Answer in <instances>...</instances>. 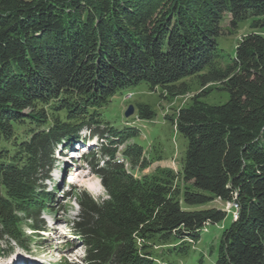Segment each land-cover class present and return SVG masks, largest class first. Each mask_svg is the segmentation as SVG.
Masks as SVG:
<instances>
[{"label":"trees","instance_id":"16d2710c","mask_svg":"<svg viewBox=\"0 0 264 264\" xmlns=\"http://www.w3.org/2000/svg\"><path fill=\"white\" fill-rule=\"evenodd\" d=\"M247 20L264 28V0H0V243L25 247L24 223L44 229L53 155L82 129L112 145L138 137L99 130L118 92L145 84L180 98L193 81L201 91L166 117L186 143L178 174L135 177L104 146L101 161L86 158L109 199L78 203L84 264H170L159 249L186 251L225 220L215 202L236 212L215 264H264V36H241L232 57L219 48ZM216 84L219 105L203 90ZM136 113L152 118L146 105ZM122 153L132 170L150 163L136 143Z\"/></svg>","mask_w":264,"mask_h":264},{"label":"rangeland","instance_id":"374dc122","mask_svg":"<svg viewBox=\"0 0 264 264\" xmlns=\"http://www.w3.org/2000/svg\"><path fill=\"white\" fill-rule=\"evenodd\" d=\"M229 21L230 17L226 16L223 23L225 28L229 25ZM250 23L251 20L241 22L234 34L219 38V48L226 57H232L235 45L241 36L251 32H258L264 36V28L253 31L250 29ZM189 82L191 86L188 94L171 99L164 96L160 97L159 90L150 91L145 84H140L118 92L100 110L102 119L100 131L108 127H112L116 131L136 130L139 135L133 141L129 140L125 144L112 145L106 140L101 145L99 138H92V142L86 148L79 150L80 159H75L74 154L57 149L53 155L51 179L46 182L47 191L52 190L54 198L52 203L46 207V212L41 213L46 234H40V239H35L34 235H29L30 229L24 223L22 229L25 230L26 234H24L23 242L24 245L28 246V250L19 248L16 241L4 240L0 243V264H17L18 261V264H30L24 259H29L38 264H84V248L72 229L79 214L78 203L82 195L97 203L109 199L101 184V179L92 173L90 164L83 154L88 148H91V154L101 146L115 150V159L119 160L122 158L123 150L136 143L143 148V156L147 158L146 160L149 159L150 163L144 169L132 170L127 162L120 160L118 163L123 164L127 172L139 177L151 174L159 167L168 168L178 174L186 143L177 135L175 127L166 117L175 114L181 106L188 104L193 95L201 91L202 88L196 82ZM219 87L220 85L216 84L203 88V90L211 88L212 92L210 91L206 98L208 103L219 105L226 101L227 94L217 91L216 89ZM137 105L148 106L152 118L148 121L141 120L136 113ZM129 106L133 107L134 112L133 115L125 118L124 113ZM80 136L87 138L89 136L88 131L83 130ZM93 157L101 161L98 152ZM96 180H98L97 189L89 185H93ZM207 207L226 209L229 212L222 223L208 225L206 231H201L199 241L189 245L186 251H175L165 246L159 249L157 254L170 264H215L219 237L223 229L232 222V216L236 217V212L234 209L229 210L230 205H223L220 202H215L212 206ZM5 253L8 254L5 255Z\"/></svg>","mask_w":264,"mask_h":264},{"label":"water","instance_id":"95a60500","mask_svg":"<svg viewBox=\"0 0 264 264\" xmlns=\"http://www.w3.org/2000/svg\"><path fill=\"white\" fill-rule=\"evenodd\" d=\"M133 112H134L133 107L132 106H129L128 109L126 110V112L124 113V117L125 118L130 117L131 115H133Z\"/></svg>","mask_w":264,"mask_h":264},{"label":"bare ground","instance_id":"6f19581e","mask_svg":"<svg viewBox=\"0 0 264 264\" xmlns=\"http://www.w3.org/2000/svg\"><path fill=\"white\" fill-rule=\"evenodd\" d=\"M97 182H98V180H96V182L93 184V185H91V184H89L91 187H93V188H96L97 189Z\"/></svg>","mask_w":264,"mask_h":264}]
</instances>
